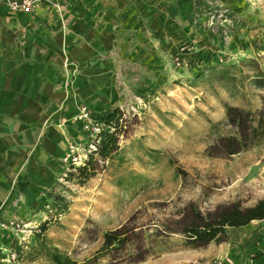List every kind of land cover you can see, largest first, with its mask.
Segmentation results:
<instances>
[{
	"label": "rangeland",
	"instance_id": "1",
	"mask_svg": "<svg viewBox=\"0 0 264 264\" xmlns=\"http://www.w3.org/2000/svg\"><path fill=\"white\" fill-rule=\"evenodd\" d=\"M75 1L51 0L61 13L95 0ZM117 9L113 108L82 104L78 160L66 154L29 214L12 200L0 264H57L54 252L74 264H179L210 243L183 231L195 210L213 216L264 199V0H121ZM105 132L118 145L107 157ZM92 155L83 179L78 168Z\"/></svg>",
	"mask_w": 264,
	"mask_h": 264
},
{
	"label": "crops",
	"instance_id": "2",
	"mask_svg": "<svg viewBox=\"0 0 264 264\" xmlns=\"http://www.w3.org/2000/svg\"><path fill=\"white\" fill-rule=\"evenodd\" d=\"M120 2L95 0L82 13L64 5L61 13L41 1L25 13L0 0V218L14 214V199L22 201L20 215L43 202L66 169L69 144H86L76 122L82 104L98 114L113 108ZM225 231L179 264H264L263 222Z\"/></svg>",
	"mask_w": 264,
	"mask_h": 264
},
{
	"label": "trees",
	"instance_id": "3",
	"mask_svg": "<svg viewBox=\"0 0 264 264\" xmlns=\"http://www.w3.org/2000/svg\"><path fill=\"white\" fill-rule=\"evenodd\" d=\"M111 112L108 113L110 115ZM117 137L115 133H103L99 145V153L107 157L110 151L117 147ZM95 157L92 155L84 166L78 168L79 176L86 179L91 175L90 169H95ZM264 219V199L259 200L255 205L247 208H241L238 204L227 207L215 215H202L199 211H194L192 224L183 231L196 241L208 243L213 240L220 242L222 233L227 226L239 227L250 223L253 220ZM113 234H107V242H113ZM53 258L57 264H74L67 255L60 252H54Z\"/></svg>",
	"mask_w": 264,
	"mask_h": 264
},
{
	"label": "built area",
	"instance_id": "4",
	"mask_svg": "<svg viewBox=\"0 0 264 264\" xmlns=\"http://www.w3.org/2000/svg\"><path fill=\"white\" fill-rule=\"evenodd\" d=\"M8 3L9 8L12 11H22L25 13H29L35 9L38 3L41 1H50V0H5ZM89 113L87 111V107H82L81 108V115L80 119H86L88 118ZM97 133L100 131V126L96 123L95 126L93 127ZM92 129V130H93ZM90 147H94V143H92ZM80 149V145L77 143H70L68 146V153L66 156V160H71V161H77L78 160V153L77 151ZM207 264H219L217 260H212L208 262Z\"/></svg>",
	"mask_w": 264,
	"mask_h": 264
}]
</instances>
